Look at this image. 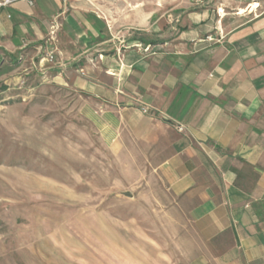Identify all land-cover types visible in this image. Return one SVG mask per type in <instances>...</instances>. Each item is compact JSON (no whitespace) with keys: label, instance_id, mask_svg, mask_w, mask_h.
<instances>
[{"label":"crops","instance_id":"0c3cea01","mask_svg":"<svg viewBox=\"0 0 264 264\" xmlns=\"http://www.w3.org/2000/svg\"><path fill=\"white\" fill-rule=\"evenodd\" d=\"M241 1L134 13L118 32L90 0L0 8V80L21 68L84 97L102 144L145 160L194 264H264V0Z\"/></svg>","mask_w":264,"mask_h":264},{"label":"rangeland","instance_id":"374dc122","mask_svg":"<svg viewBox=\"0 0 264 264\" xmlns=\"http://www.w3.org/2000/svg\"><path fill=\"white\" fill-rule=\"evenodd\" d=\"M90 3L114 32L134 13L186 0ZM10 75L0 80V264H194L192 240L174 237L175 215L145 160L119 159L102 144L84 97L21 68Z\"/></svg>","mask_w":264,"mask_h":264},{"label":"built area","instance_id":"2783aa9c","mask_svg":"<svg viewBox=\"0 0 264 264\" xmlns=\"http://www.w3.org/2000/svg\"><path fill=\"white\" fill-rule=\"evenodd\" d=\"M17 1L26 2L28 5L33 4V0H2V1H0V8L10 6L11 4H13ZM60 26L61 25L59 23L58 16H57L54 18V20L52 21V23L49 27L48 38L46 40L47 45L50 46L46 50H44V53H45L44 58H45V61L47 63L53 62L54 54L56 53V49L53 46V43L56 41L57 32L60 29ZM208 40L211 41L210 38H208ZM142 112L144 114H149L150 109L147 107H144V108H142ZM176 129L178 132H184V127L180 124H176Z\"/></svg>","mask_w":264,"mask_h":264},{"label":"water","instance_id":"95a60500","mask_svg":"<svg viewBox=\"0 0 264 264\" xmlns=\"http://www.w3.org/2000/svg\"><path fill=\"white\" fill-rule=\"evenodd\" d=\"M123 195L126 196V197H130L131 196V194L129 192H124Z\"/></svg>","mask_w":264,"mask_h":264}]
</instances>
